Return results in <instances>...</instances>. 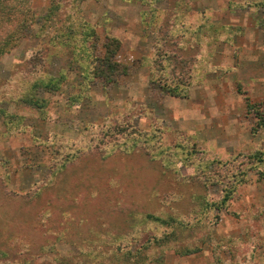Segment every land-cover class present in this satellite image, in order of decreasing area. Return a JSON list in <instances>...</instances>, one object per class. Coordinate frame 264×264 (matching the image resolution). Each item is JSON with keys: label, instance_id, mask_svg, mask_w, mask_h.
Here are the masks:
<instances>
[{"label": "rangeland", "instance_id": "1", "mask_svg": "<svg viewBox=\"0 0 264 264\" xmlns=\"http://www.w3.org/2000/svg\"><path fill=\"white\" fill-rule=\"evenodd\" d=\"M53 1H30L35 17L0 62V264H58L57 253H72L94 229L110 249V221L158 209L86 196L113 175L139 182L153 204L156 186L168 202L201 206L240 179L227 207L163 260L264 264V1ZM109 37L120 40L114 60L126 73L86 78ZM28 74L65 78L36 91L45 102L37 108L20 96ZM128 239L139 246L148 234ZM187 248L199 250L181 254Z\"/></svg>", "mask_w": 264, "mask_h": 264}, {"label": "trees", "instance_id": "2", "mask_svg": "<svg viewBox=\"0 0 264 264\" xmlns=\"http://www.w3.org/2000/svg\"><path fill=\"white\" fill-rule=\"evenodd\" d=\"M31 0H0V62L5 54H8L14 47H16L22 40V36L25 30L28 29V25L31 24L29 21L30 17L33 21L35 17L33 10L31 9ZM83 0H71L73 7L78 9L80 2ZM264 1V0H263ZM264 3V2H263ZM54 5L60 6V1L54 0ZM52 6H50L51 8ZM53 11V8H52ZM67 17V16H66ZM89 29V25L83 26ZM85 28V29H86ZM73 31V28L70 29ZM85 31L81 34L84 36ZM79 38L78 40L82 39ZM54 38V37H53ZM84 43V42H83ZM82 43L78 44V50H76L74 56L79 59L84 56V51L81 47ZM106 52L102 57L96 58V62H89V67L86 71L85 77L94 79L97 77H103L105 80L113 81L120 74L126 73L128 67L114 60L117 52L120 48V40L116 37H109L106 42ZM28 63L29 60H28ZM39 73H43L41 68ZM42 75V74H41ZM31 80V74L24 77V81H27V86L21 92L20 96L24 97V101L37 108H43L44 100L36 95L38 89H56L58 88V82L65 78L64 74L55 79V82L50 83L49 79L42 76H33ZM114 77V79H113ZM1 114V111H0ZM8 119L5 118L7 129L11 130V124L13 123L12 116ZM72 161V160H70ZM66 161V162H70ZM66 162H62L61 165L53 169L54 175L61 174L62 171L67 169L69 166ZM240 179H237L232 183V187L236 188ZM85 183V182H84ZM139 182L131 184L129 178L123 179V177L110 176L109 178L102 181L101 179L96 180L90 185L92 191L86 193V196L90 198H96L97 201H102L107 204L113 203V205H132V206H143L152 208V205H158L157 210H145L139 209L124 212L127 219L118 217L117 221H110V225L116 227L115 244L112 243L110 249H105L106 244H96L99 238L98 230H89L93 232L91 237H88V242H78L76 250L69 254H56V260L58 264H112L113 260L115 264H166L164 262V252L170 249L175 251L179 250L178 243L182 240L183 234L186 231H194L195 228L205 226L207 216L214 210H222L227 207L234 189L229 187L222 191L217 198H211L206 200L205 205L201 206L192 199L180 201L164 200V194L159 192L158 187L153 186L151 191L153 192L152 199H158V204H153L149 200L142 197L141 192L138 191V187H142ZM137 187V190L134 189ZM151 188L149 184L144 189ZM158 198H157V197ZM163 196V197H162ZM184 202L183 205L186 211L178 209L176 206L178 203ZM200 209V210H199ZM139 215V217H138ZM122 219V220H121ZM102 224V223H101ZM105 224H108L106 222ZM103 226V224H102ZM108 226V225H106ZM149 226V227H148ZM160 228V232L158 231ZM119 230V231H118ZM196 230V229H195ZM111 233L114 231L109 230ZM147 233L148 239L145 243L136 246L131 240L128 239L132 233ZM114 234V233H113ZM162 250L163 255H156V252ZM78 250V251H77ZM198 249L187 248L181 252V254L188 255ZM93 254L94 259H89L85 256L86 253ZM84 256V257H82ZM164 256V257H163ZM161 257V258H160ZM219 262H222L219 260Z\"/></svg>", "mask_w": 264, "mask_h": 264}]
</instances>
